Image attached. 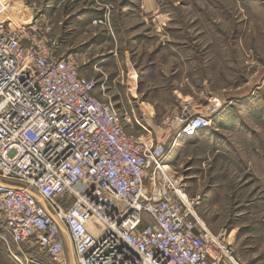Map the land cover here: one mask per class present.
<instances>
[{
  "label": "built area",
  "instance_id": "1",
  "mask_svg": "<svg viewBox=\"0 0 264 264\" xmlns=\"http://www.w3.org/2000/svg\"><path fill=\"white\" fill-rule=\"evenodd\" d=\"M17 2L0 0V213L11 241L58 264L70 246L76 264H240L225 232L194 215L165 164L166 136L97 96L78 57L37 34L28 6L31 24L21 12L13 23ZM181 122L188 138L214 117Z\"/></svg>",
  "mask_w": 264,
  "mask_h": 264
},
{
  "label": "rangeland",
  "instance_id": "2",
  "mask_svg": "<svg viewBox=\"0 0 264 264\" xmlns=\"http://www.w3.org/2000/svg\"><path fill=\"white\" fill-rule=\"evenodd\" d=\"M15 1L39 18L38 35L78 57L97 96L166 136L167 163L196 200L195 216L225 232L240 264H264V181L219 139L246 131L259 145L252 164L264 161V0H158L149 14L139 0ZM199 110L212 126L180 138L183 114ZM4 223L0 213V264H58L36 245L19 249ZM67 264H76L71 246Z\"/></svg>",
  "mask_w": 264,
  "mask_h": 264
},
{
  "label": "crops",
  "instance_id": "3",
  "mask_svg": "<svg viewBox=\"0 0 264 264\" xmlns=\"http://www.w3.org/2000/svg\"><path fill=\"white\" fill-rule=\"evenodd\" d=\"M139 1L142 4V7L145 8L144 12L148 14L155 13L160 6L158 0H139ZM106 41L107 40L105 39V43ZM132 76L134 77L135 74H133ZM233 120L235 119L233 118ZM207 132L208 130L203 131L201 133L202 136L200 138L202 139V137L206 136ZM248 135L249 134L246 131H242V132L234 131V132H231L229 135L223 132L222 134L219 135L220 136L219 139L231 141L230 143L231 145H233V149L234 151H236L237 157H239V159L249 160V164L246 165L245 169H252L253 171L257 173L258 177L264 181V161H262L261 163L253 162L252 164V158L254 154H258L256 153L257 151L256 149H258V146H259L258 141H254L253 138H248ZM217 136H218L217 133L214 132L213 130L212 138L216 140ZM219 148L221 149V147ZM185 195L188 199V195L186 193Z\"/></svg>",
  "mask_w": 264,
  "mask_h": 264
},
{
  "label": "bare ground",
  "instance_id": "4",
  "mask_svg": "<svg viewBox=\"0 0 264 264\" xmlns=\"http://www.w3.org/2000/svg\"><path fill=\"white\" fill-rule=\"evenodd\" d=\"M22 4H24V3L22 2ZM17 10L18 11H15V14L11 13V15L9 16V18L13 21V23L19 25V18H18L19 16L17 15V13L21 12V14L25 17V20L21 21V22L23 24H26V25L31 24L32 14H31L30 10L27 7H25V6H22L21 9H17ZM198 134H199V132L195 136L188 137L187 139H193V138L197 137ZM183 137H184V135H181L180 138H183ZM180 138H179V140H180ZM179 140H178V142H179ZM165 164L168 165L169 163L166 162ZM192 211H193V213H195V209H192ZM16 258L18 259L17 256H16Z\"/></svg>",
  "mask_w": 264,
  "mask_h": 264
}]
</instances>
